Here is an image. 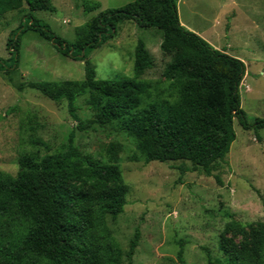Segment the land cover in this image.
<instances>
[{
  "label": "trees",
  "instance_id": "trees-1",
  "mask_svg": "<svg viewBox=\"0 0 264 264\" xmlns=\"http://www.w3.org/2000/svg\"><path fill=\"white\" fill-rule=\"evenodd\" d=\"M177 2L133 0L102 10L75 27L74 39L66 41L32 14L54 12L51 0H0V16L20 11L23 4L28 9L6 38L7 57H0V73L18 92L29 88L52 101H65L77 122L65 143L42 155L38 146L46 144L30 134L16 174L0 171V264H121L124 256L131 259L139 230H134L123 252L108 224V218L115 219L126 203L128 187L119 165L122 144L110 141L96 154L84 152L75 144L76 133L97 132L115 122L135 139L136 154L145 162L180 161L179 176L201 171L221 184L213 172L221 168L235 139L234 120L257 137L264 129V118L249 122L240 105L244 63L181 25ZM76 3L85 15L100 9L95 0ZM125 21L161 31L160 50L170 55L162 76L175 90L173 100H156L140 108L151 88L141 77L152 65L142 39L134 47L131 78L96 77L89 53L112 39ZM27 31L49 41L59 54L83 61V80H19L21 38ZM86 94L93 112L90 119L79 116L77 104ZM248 229L249 243L229 245L222 264H264V222L250 223ZM182 253L180 248L181 261ZM207 258L209 264H216L209 254Z\"/></svg>",
  "mask_w": 264,
  "mask_h": 264
},
{
  "label": "rangeland",
  "instance_id": "rangeland-1",
  "mask_svg": "<svg viewBox=\"0 0 264 264\" xmlns=\"http://www.w3.org/2000/svg\"><path fill=\"white\" fill-rule=\"evenodd\" d=\"M100 9L85 15L76 0H51L55 11H34V17L46 22L66 41L75 37V27L98 12L120 8L133 0H95ZM0 16V57H7L5 42L27 12ZM179 22L205 39L212 47L240 59L245 73L239 85L240 105L247 120L264 118V0H178ZM142 39L152 58L143 76L150 82L149 95L140 108L161 99L173 100L175 90L162 76L170 55L160 50L161 31L141 28L133 21L117 26L112 39L89 53L99 79H128L133 76V52ZM19 80L65 81L84 78L83 61L59 54L52 44L36 32L21 38ZM89 95L77 99L79 116L93 117L88 107ZM76 121L70 117L65 101L55 102L36 90L18 92L0 73V171L14 176L18 159L29 135L46 144L39 154L56 150L65 143ZM235 139L214 175L201 171L179 176L180 161H150L136 154L135 139L113 122L84 135L76 133L75 144L84 152L96 154L110 141L122 144L119 165L128 187L126 203L115 219L108 218L113 235L123 252L134 230H139L138 244L130 260L121 264H222L229 245L249 243L248 224L264 222V129L257 134L233 122ZM137 155L132 160L131 157ZM189 165L188 162H185ZM232 223L242 227L235 228ZM182 248V261L178 251ZM264 259V249L262 251Z\"/></svg>",
  "mask_w": 264,
  "mask_h": 264
},
{
  "label": "crops",
  "instance_id": "crops-1",
  "mask_svg": "<svg viewBox=\"0 0 264 264\" xmlns=\"http://www.w3.org/2000/svg\"><path fill=\"white\" fill-rule=\"evenodd\" d=\"M182 24V23H181Z\"/></svg>",
  "mask_w": 264,
  "mask_h": 264
}]
</instances>
